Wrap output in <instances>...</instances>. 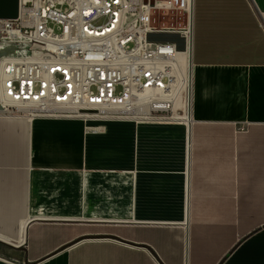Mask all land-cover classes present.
Wrapping results in <instances>:
<instances>
[{"label":"crops","instance_id":"0c3cea01","mask_svg":"<svg viewBox=\"0 0 264 264\" xmlns=\"http://www.w3.org/2000/svg\"><path fill=\"white\" fill-rule=\"evenodd\" d=\"M191 61L185 119L0 114V264H264V0H193Z\"/></svg>","mask_w":264,"mask_h":264},{"label":"built area","instance_id":"2783aa9c","mask_svg":"<svg viewBox=\"0 0 264 264\" xmlns=\"http://www.w3.org/2000/svg\"><path fill=\"white\" fill-rule=\"evenodd\" d=\"M162 8L187 17V34L193 0H19L16 18H0V86L8 103L0 102L1 112L141 120L171 112L157 118L185 119L173 114L186 90L185 51L150 38L151 13ZM148 90L163 108L151 109L142 97Z\"/></svg>","mask_w":264,"mask_h":264},{"label":"rangeland","instance_id":"374dc122","mask_svg":"<svg viewBox=\"0 0 264 264\" xmlns=\"http://www.w3.org/2000/svg\"><path fill=\"white\" fill-rule=\"evenodd\" d=\"M150 26L153 27V31H154L150 34V38L154 40L175 42L177 43L179 49H183L184 45L187 43L186 37H185L187 35L186 31L188 29L187 17L180 10L171 9V8L156 9L155 11L151 13ZM120 90L121 88L118 87L117 92ZM186 91L187 89L184 90L183 92L184 100L186 99V96H187ZM182 109L183 107L177 106L175 108L176 112H174L173 114L184 115ZM15 113L23 114L22 112H16V110H15ZM89 115H90L89 117H76V118H81L84 120L120 119L116 116H113L114 114H109L108 116H102L101 114L98 115L96 113H90ZM171 115H172L171 112H169L165 115L157 114L156 116L157 117L158 116L169 117ZM157 117H156V120H154L156 122L166 120V119L160 120Z\"/></svg>","mask_w":264,"mask_h":264},{"label":"bare ground","instance_id":"6f19581e","mask_svg":"<svg viewBox=\"0 0 264 264\" xmlns=\"http://www.w3.org/2000/svg\"><path fill=\"white\" fill-rule=\"evenodd\" d=\"M190 9H191V4H190ZM145 18L146 19L148 18V15L147 14H146V17ZM191 26H192V15L190 14L189 30L187 32V35L185 36L186 37V41H187V43L184 45V50H185V52H184L185 55L184 56L185 57L184 58L181 57V62H182V65L184 67L183 68V71H185V73L182 76V83H183V85H185V89H187V93H188L187 100H186V103H185V109H184L185 112H184V115H183L185 117L189 116V109H190V105H189V91H190L189 85L191 86V70H190V65H191ZM172 63L173 62H171L168 65V68H166V71L168 73H173L175 71V68L173 69L174 70L173 71L172 70V67H170V66H173ZM181 72H182V70H181ZM181 75H182V73H181ZM173 82H175V81L173 80ZM4 88H5V86H0V102L3 105L8 104V103H6L4 101L5 99L2 97V94L4 92ZM166 92L167 93H165V95H169L170 94V90H168ZM142 97L148 99L151 102H153L151 104V106H150L151 109L154 108V107L155 108H163V105L160 104V102L158 100H155L154 99L155 94L152 91L148 90V91L144 92L143 95H142ZM10 103H12L14 106H17L19 109L21 108V106H20L21 104L18 103V102H16V101H12ZM154 104H155V106H153ZM1 113L11 115L10 113H7V112H0V114Z\"/></svg>","mask_w":264,"mask_h":264},{"label":"water","instance_id":"95a60500","mask_svg":"<svg viewBox=\"0 0 264 264\" xmlns=\"http://www.w3.org/2000/svg\"><path fill=\"white\" fill-rule=\"evenodd\" d=\"M19 12V0H0V18H16ZM192 65V61H191ZM191 76H192V66H191ZM189 91V105L191 107V86ZM3 107L0 104V112Z\"/></svg>","mask_w":264,"mask_h":264}]
</instances>
